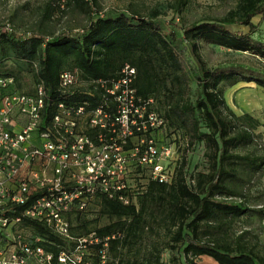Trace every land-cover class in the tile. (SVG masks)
<instances>
[{"label":"trees","instance_id":"1","mask_svg":"<svg viewBox=\"0 0 264 264\" xmlns=\"http://www.w3.org/2000/svg\"><path fill=\"white\" fill-rule=\"evenodd\" d=\"M63 2L64 6L88 5V24L78 33L53 36L41 33L21 36L9 26L7 29V25L0 28V75L12 77L14 88L28 93L33 90H23L25 76H31L34 84L42 80L53 100L60 98L68 104L88 101L92 109L103 102L102 90L95 89L90 95L83 88L63 96L59 89L60 74L77 70L84 81L111 79L129 64L137 72L133 84L136 94L151 98L148 109L155 110L165 121L164 127L153 135L165 142H172L175 136L174 142L179 145L182 138L186 139L187 148L202 143L208 166L206 173L199 172L187 179L184 153L177 160L170 182L150 178L145 192L136 195L129 204L97 195L89 207L91 215H96L97 210L114 220L88 228L87 215L77 216L74 232L79 235L96 231L100 239L96 243V264L107 236L108 264H144L139 255L145 229L158 235L162 231L165 246L181 254L183 262H178L180 257H172V264H198L201 256L218 264H264V244L257 236H250L249 230L229 232L231 223L240 217L252 213L264 217V209L241 200L237 188L240 171L254 175L262 167V158L234 152L253 142L251 129L258 122L250 115L236 116L223 97L224 87L238 82H254L264 88V71L245 64L212 68L200 52L201 44L206 43L264 60V36L259 25L252 21L257 15L264 16V0H239L236 8L224 17L190 25L173 20L191 0H173L168 23L155 9L146 16L132 7L113 15H101L97 0ZM61 3L62 0H52L47 4L45 17L49 18L56 9L63 10ZM233 25L246 27L248 31H232L228 26ZM244 120L248 121V128L239 127L238 122ZM24 208L18 206L16 215ZM23 220L35 233L56 244L62 242L45 225ZM51 249L57 250L55 246ZM125 253L131 259L125 260ZM160 253L152 242L147 264L153 260L158 264Z\"/></svg>","mask_w":264,"mask_h":264},{"label":"built area","instance_id":"2","mask_svg":"<svg viewBox=\"0 0 264 264\" xmlns=\"http://www.w3.org/2000/svg\"><path fill=\"white\" fill-rule=\"evenodd\" d=\"M136 75L129 64L111 79L84 81L77 70L63 71V96L102 90L103 102L92 109L88 101L53 100L42 80L28 93L0 75V264H96L100 239L94 230L74 234L77 216L91 215L99 194L129 204L150 178L172 180L182 144L153 135L165 121L148 109L151 98L136 94ZM18 206L25 208L16 215ZM24 218L62 242L35 233ZM109 238L99 264H108Z\"/></svg>","mask_w":264,"mask_h":264},{"label":"rangeland","instance_id":"3","mask_svg":"<svg viewBox=\"0 0 264 264\" xmlns=\"http://www.w3.org/2000/svg\"><path fill=\"white\" fill-rule=\"evenodd\" d=\"M52 0H0V28L8 25L19 35L26 36L31 33H41L45 36L57 34L78 33L89 22L90 8L88 5L78 7L66 5L63 10L56 9L46 18L45 7ZM91 1V0H88ZM239 0H191L189 6L184 9L173 20L174 23L190 25L195 21L204 19L222 18L230 11L234 10ZM97 9L101 15L119 13L127 11L132 7L141 15L146 16L154 9L158 10L163 20L171 21V6L173 0H97ZM95 7V6H93ZM252 21L259 25L260 34L264 36V16L257 15ZM232 31L247 32L248 28L238 25L228 26ZM200 52L212 68L225 67L230 64L252 65L264 71V60L249 55L248 53H239L225 49L223 47L202 43ZM22 87L25 91H31L34 82L31 76H25L22 80ZM195 84L192 85L191 99L194 100ZM223 97L226 105L236 116L250 115L258 122V125L251 129L254 135L253 142L250 145L240 146L233 149L234 152L241 154L251 153L262 158V167L254 175L246 174V170L240 171L241 181L237 188L240 193V199L254 208L264 209V88L254 82H238L234 85L225 86ZM239 127L248 128V121L238 122ZM163 137V136H162ZM168 138V137H167ZM186 139L181 140L185 144ZM180 146L179 158L186 155L185 173L187 179L194 177L199 172H207V162L203 156L204 146L202 143L195 144L185 149ZM185 149V150H184ZM174 158V157H173ZM165 161H168L167 159ZM170 167L173 165L170 164ZM235 199V198H234ZM239 199V198H236ZM96 216V218H95ZM86 227H101L110 223L111 219L105 214H100L96 210V215H87ZM242 230H249L250 236L255 235L260 242L264 244V217L252 213L231 223L230 234L238 233ZM161 234H151L148 229L143 233L140 261L147 264V257L151 249V243L155 242L160 251V260L158 264H172V257L178 258L182 263L183 258L176 250L172 251L165 245L166 239ZM126 258L131 259L129 253H125ZM152 264H156L152 261ZM198 264H218L215 260L207 256H201Z\"/></svg>","mask_w":264,"mask_h":264}]
</instances>
